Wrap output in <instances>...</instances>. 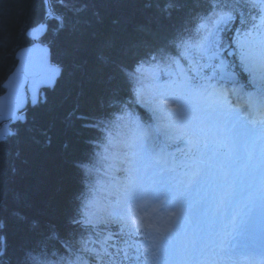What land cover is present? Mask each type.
<instances>
[{
	"label": "snow or ice",
	"instance_id": "snow-or-ice-1",
	"mask_svg": "<svg viewBox=\"0 0 264 264\" xmlns=\"http://www.w3.org/2000/svg\"><path fill=\"white\" fill-rule=\"evenodd\" d=\"M40 3L42 18L26 30L29 37L44 33L49 20L62 28L65 17L58 8L70 7V0ZM203 3L204 10L192 15L167 46L148 50L134 66L117 65L134 84L131 102L151 111L166 130L167 139L172 138L171 132L183 129L176 137L187 148L180 162L175 158L170 161L164 148L157 146L154 131L159 129L141 123L127 105L111 124L99 121L86 125L105 133L101 147L104 153L118 157L121 166L112 170L110 180H97L89 186L93 195L81 201L71 221L82 229L80 235L61 236L49 231L45 241L28 253L26 264H264V243L257 245L250 238H241L243 229L236 224L235 214L218 227L210 225L201 235L189 234V226L197 219L193 196L208 176L213 157L218 158L220 169L226 167L224 157L233 153L243 161L244 169L255 171L258 158L264 165V0ZM147 6L151 7V2ZM156 6L170 14L176 0H157ZM225 33L231 35L225 39ZM34 52L44 54L36 80L51 83L59 69L47 64L46 49H22V62ZM228 57H236L239 64ZM100 58L105 59L103 54ZM237 67L252 82H258L259 88L245 90L237 79ZM23 71L22 63L5 84L8 94L0 97V122L23 119L16 114L23 103L20 87L27 78ZM197 112L220 117L223 124L209 126L200 120L191 125ZM12 135L7 124L0 127V141ZM261 190L264 195V166ZM101 192L106 193L102 204L97 199ZM231 194L232 186L225 182L217 204L226 203ZM253 196L249 195V201ZM15 214L26 219L20 212ZM101 225L104 228L97 231ZM49 242L59 247H49ZM3 254L0 250V256Z\"/></svg>",
	"mask_w": 264,
	"mask_h": 264
},
{
	"label": "trees",
	"instance_id": "trees-1",
	"mask_svg": "<svg viewBox=\"0 0 264 264\" xmlns=\"http://www.w3.org/2000/svg\"><path fill=\"white\" fill-rule=\"evenodd\" d=\"M156 3L70 0L69 9L58 8L65 17L62 28L55 20L47 22L41 41L50 47L52 62L62 71L56 84L44 89V101L28 106L26 120L10 126L14 135L0 141V250L4 253L0 264H26L28 253L51 230L61 236L80 235L82 229L71 221L81 201L93 195L89 186L97 181L96 164L105 135L86 125L111 124L125 105L143 124L153 123L147 110L131 102L134 84L117 65L134 66L148 50L167 46L205 7L203 0H176V7L166 14ZM41 18L40 0H0V94L16 64V50L32 42L26 30ZM224 35L227 39L231 34ZM229 60L239 64L236 57ZM236 72L239 82L252 86L246 72L239 67ZM156 144H163L159 136ZM106 170L105 182L110 180ZM53 246L59 247L49 242Z\"/></svg>",
	"mask_w": 264,
	"mask_h": 264
},
{
	"label": "rangeland",
	"instance_id": "rangeland-1",
	"mask_svg": "<svg viewBox=\"0 0 264 264\" xmlns=\"http://www.w3.org/2000/svg\"><path fill=\"white\" fill-rule=\"evenodd\" d=\"M239 84L244 88L246 87L242 82H239ZM253 85L256 86L257 89L259 88L258 82H253ZM139 105L147 110L152 117L151 111L145 105ZM133 116L136 117L135 115ZM200 120H204L208 125L212 123V126L216 123L223 124V120L220 117L215 115L212 117H205L204 113L197 112L193 114L191 125H195ZM139 121L141 122L140 119ZM119 123L120 122L118 121L117 124ZM147 126L152 127L154 130L157 128L159 129L158 132L154 131V134L158 135L163 140L165 144L164 151L169 154L168 157L170 161L172 160L171 146L181 148L185 145L176 139V137L183 132V129H177L174 132H171L170 135L172 138L167 139L165 136L166 130L163 127H160L156 120L153 119V124ZM113 131L126 132L127 130L124 128H114ZM104 142L105 141L103 140L102 144ZM220 152L224 153L225 149L221 148ZM237 155V153H233L230 156H225L224 160L226 162V167L223 169L217 168V165H212L211 167L216 166V173H209L208 180H201L200 188L193 196V199L196 201L197 219L194 224L189 226L190 235H201L203 230L207 229L210 225L218 227L220 224L226 222L231 211L234 208L237 211V205L241 204L239 205V209L242 211L240 214L243 213L246 215L242 236L245 239L250 238L254 243L258 244L259 232L264 229L261 224H264V195L261 194V167L264 165L261 164V161L258 158V167L255 171L244 169L243 161L238 158ZM105 156H108V159H104ZM210 161L216 164L219 163L217 157H213ZM96 165L97 170L95 172V180H100L102 178L103 181L105 176H107L103 175V173L105 174L107 172L106 169L108 168L109 173L111 174L114 168L121 166V163L118 157H113L111 153H104L103 147H101L99 160ZM99 170L101 171L100 173ZM224 172L227 173L226 176L223 175ZM116 175L118 177L120 174L116 173ZM110 178H112V175ZM225 182L232 186V194L227 197L226 203L218 205L217 198L220 195V188ZM251 193H254V196L252 201H249L248 197ZM97 199L101 204L105 202L104 199H100L99 195H97Z\"/></svg>",
	"mask_w": 264,
	"mask_h": 264
},
{
	"label": "water",
	"instance_id": "water-1",
	"mask_svg": "<svg viewBox=\"0 0 264 264\" xmlns=\"http://www.w3.org/2000/svg\"><path fill=\"white\" fill-rule=\"evenodd\" d=\"M45 32L42 33L40 36L35 37V38L29 37L26 34L32 40V42L27 44V45L19 47L15 52L16 64L2 83V86L4 88V92L2 94H0V97H4L8 94V89H7V87H5V84L8 81L9 77L12 76V74L15 73L17 71V69L22 67V63H23L24 71H23L22 75H26L27 78L24 79L23 82L21 83L20 92L23 96V103L17 109V112H16L17 116H21V117H23V119H18V120H14V121H2V122H0V127H2L3 124H7L8 127L10 128V126L15 122H18V121L24 122L26 120L25 110H26L27 106L28 105H31V106L35 105L40 98H41V100H44L45 99L44 89L45 88H52L56 84V81L61 74V71H62L61 67L58 64L53 63L51 60L50 47L40 40L43 37V35L45 34ZM36 46H39V48H41V49H46L47 50V52H46L47 64L52 66V67L59 69L58 74L56 75V77L54 78V80L51 83H40L35 78V74L40 71V59H41V56L44 55L43 53H41V52L31 53V54L25 56L23 62H22V59L19 55V53L22 49H32ZM33 97H35V102H33Z\"/></svg>",
	"mask_w": 264,
	"mask_h": 264
},
{
	"label": "bare ground",
	"instance_id": "bare-ground-1",
	"mask_svg": "<svg viewBox=\"0 0 264 264\" xmlns=\"http://www.w3.org/2000/svg\"><path fill=\"white\" fill-rule=\"evenodd\" d=\"M236 215V224L239 226V227H241V228H243V226H244V223H245V219H244V214L242 213V214H235ZM262 225H263V227H264V224L263 223H261ZM260 224V225H261Z\"/></svg>",
	"mask_w": 264,
	"mask_h": 264
}]
</instances>
